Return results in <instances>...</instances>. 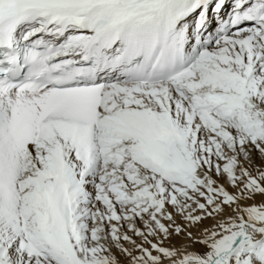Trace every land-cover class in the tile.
<instances>
[{"label":"snow or ice","instance_id":"1","mask_svg":"<svg viewBox=\"0 0 264 264\" xmlns=\"http://www.w3.org/2000/svg\"><path fill=\"white\" fill-rule=\"evenodd\" d=\"M0 264H264V0H0Z\"/></svg>","mask_w":264,"mask_h":264},{"label":"bare ground","instance_id":"2","mask_svg":"<svg viewBox=\"0 0 264 264\" xmlns=\"http://www.w3.org/2000/svg\"><path fill=\"white\" fill-rule=\"evenodd\" d=\"M256 163H258V164H259V163H260V161H259V160H257V161H256Z\"/></svg>","mask_w":264,"mask_h":264}]
</instances>
